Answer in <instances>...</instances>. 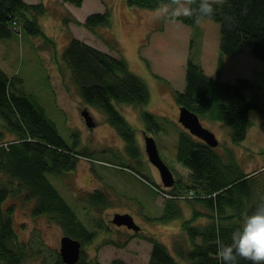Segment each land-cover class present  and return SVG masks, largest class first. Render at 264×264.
<instances>
[{
    "label": "trees",
    "instance_id": "16d2710c",
    "mask_svg": "<svg viewBox=\"0 0 264 264\" xmlns=\"http://www.w3.org/2000/svg\"><path fill=\"white\" fill-rule=\"evenodd\" d=\"M63 1L80 7L85 0ZM161 2L127 0L131 7L146 9H156ZM47 10L43 2L29 4L25 0H0V39L11 37L14 29L20 27L28 35L54 44L38 21ZM70 19L65 18V23ZM180 19L189 26H196L193 19ZM210 19L220 25L219 67L226 56L240 54L247 47L264 63V0H226L222 5H214ZM82 24L94 32L101 26L110 27L111 16L108 11L93 13ZM107 44L116 55L72 36L61 54V62L69 71L82 101L102 112L124 140L125 150L131 158L127 163H138L145 170L147 162L134 129L118 105L138 108L150 133H167V130L155 114L143 109L151 99L146 81L133 72L116 42L111 39ZM193 47L194 40H191L185 86L181 91H174L175 102L179 108L186 107L200 118L225 123L232 143L241 144L252 125L251 112L261 116L264 127V88L245 77L224 82L207 75L201 63L194 59ZM0 122V139L9 136V140L0 142V264H26L34 258L40 259L36 264H65L58 250L44 246L40 233L35 238L32 234L28 241L19 239L14 228L15 207L18 200L32 202L30 213L33 217L45 216L48 221L59 224L64 235L78 239L83 245L93 242L99 229L109 232L111 229L102 217L98 219L97 227L89 228L49 178V175L75 171L81 158H89L88 151L79 149L81 143L77 138L70 145L38 97L26 91L23 78L17 74L11 77L1 67ZM178 125L175 124L177 132L173 134L176 136V154L177 160L189 172L187 181L179 180L167 190L134 165H119L124 171L122 175L150 189L155 199L159 196L165 199L162 207L158 205L160 213L144 215L147 222L166 223L181 218V202L191 213V218L181 223V232L171 246L155 235L146 236L152 246L147 264H220L218 242L231 243L232 232L264 197V167L247 172L232 147L225 146L220 152ZM3 133L8 135L3 136ZM10 198L12 202L5 205ZM79 200L86 207L99 211L114 203L101 189L80 195ZM114 244L120 248L124 245L111 240L105 243ZM76 264H91L86 251ZM237 264L251 262L238 258Z\"/></svg>",
    "mask_w": 264,
    "mask_h": 264
},
{
    "label": "rangeland",
    "instance_id": "374dc122",
    "mask_svg": "<svg viewBox=\"0 0 264 264\" xmlns=\"http://www.w3.org/2000/svg\"><path fill=\"white\" fill-rule=\"evenodd\" d=\"M25 1L29 4L43 2L48 7L38 21L55 43L47 44L40 37L28 35L20 27L15 28L11 37L0 39V67L11 77L15 74L22 77L26 91L38 97L63 138L70 145L77 138L81 143L79 149L85 148L89 155V158L79 160L75 171L59 176L49 175V178L89 228L97 227L98 219L102 217L111 229L109 232L99 229L93 242L82 244L91 264H115L118 261L122 264H147L152 246L146 236L155 235L161 242L171 246L175 236L181 232V223L190 219L191 213L186 204L181 202V218L166 223L147 222L144 215L160 213L158 205L162 207L165 199L161 196L155 199L150 189L122 175L124 171L119 169V165H134L151 181L155 180L157 185L167 190H171L179 180L187 181L189 172L177 160L176 154V136L173 135L177 132L175 124H179V128L184 127L178 120L180 108L173 93L181 91L185 86L191 40H194V59L201 63L207 75L218 77L224 82H234L245 77L264 88V63L247 47L240 54L226 56L222 67H219L220 25L210 18L196 26H189L181 19L176 23H166L155 18V9L131 7L127 0H85L80 7L63 0ZM105 11L111 16L110 27L101 26L92 32L81 25L90 14ZM67 17L71 19L66 24L64 19ZM72 36L116 55L107 44L112 39L133 72L148 84L151 99L143 109L155 114L167 133H150L138 108L118 105L134 129L140 151L147 162L145 170L138 163H127L131 158L125 150L124 140L102 112L82 101L69 71L63 67L61 54ZM84 108L91 112L96 123L94 128L86 125L81 114ZM200 120L217 136L219 145L216 150L222 152L225 146L232 147L247 172L264 167V127L257 112H251V128L246 139L238 145L232 143L225 123L203 117ZM146 135L155 138L161 157L174 173V186L165 187L158 169L149 161L145 151ZM8 137L0 139V142L9 140ZM152 174L154 178H151ZM95 189L109 194L114 202L112 207L99 211L86 207L79 200L80 195ZM12 200L10 198L5 205ZM31 206L32 202L23 203L18 200L16 203L14 228L19 239L28 241L32 234L35 238L40 233L44 246L59 252L64 231L59 224L48 221L45 216L33 217ZM116 213L131 214L141 230L135 232L126 226L113 224L112 219ZM109 240L124 245L122 248L115 244L105 245ZM39 260L34 258L26 264H36Z\"/></svg>",
    "mask_w": 264,
    "mask_h": 264
},
{
    "label": "clouds",
    "instance_id": "9594fccd",
    "mask_svg": "<svg viewBox=\"0 0 264 264\" xmlns=\"http://www.w3.org/2000/svg\"><path fill=\"white\" fill-rule=\"evenodd\" d=\"M226 0H162L154 10L155 18L176 23L181 17L194 20L196 25L211 18L214 5ZM197 5L196 7H193ZM251 264H264V197L255 210L243 217L241 225L231 234V243L217 244V259L220 264H237V259Z\"/></svg>",
    "mask_w": 264,
    "mask_h": 264
},
{
    "label": "water",
    "instance_id": "95a60500",
    "mask_svg": "<svg viewBox=\"0 0 264 264\" xmlns=\"http://www.w3.org/2000/svg\"><path fill=\"white\" fill-rule=\"evenodd\" d=\"M81 114L89 128H94L96 123L88 108H84ZM179 122L193 136L205 142L209 147L216 148L219 140L215 133L205 127L200 117L186 107H180ZM145 151L149 161L155 166L160 174L161 181L165 187H172L175 184V176L171 168L166 164L160 155L157 142L152 136H145ZM112 223L117 226H126L135 232H139L141 227L135 222L134 217L129 213H116ZM83 251L82 242L68 235H63L59 253L65 264H76Z\"/></svg>",
    "mask_w": 264,
    "mask_h": 264
},
{
    "label": "crops",
    "instance_id": "0c3cea01",
    "mask_svg": "<svg viewBox=\"0 0 264 264\" xmlns=\"http://www.w3.org/2000/svg\"><path fill=\"white\" fill-rule=\"evenodd\" d=\"M27 2V1H26ZM150 254V253H149ZM149 258V257H148Z\"/></svg>",
    "mask_w": 264,
    "mask_h": 264
},
{
    "label": "bare ground",
    "instance_id": "6f19581e",
    "mask_svg": "<svg viewBox=\"0 0 264 264\" xmlns=\"http://www.w3.org/2000/svg\"><path fill=\"white\" fill-rule=\"evenodd\" d=\"M188 60V59H187Z\"/></svg>",
    "mask_w": 264,
    "mask_h": 264
},
{
    "label": "flooded vegetation",
    "instance_id": "af4514ba",
    "mask_svg": "<svg viewBox=\"0 0 264 264\" xmlns=\"http://www.w3.org/2000/svg\"><path fill=\"white\" fill-rule=\"evenodd\" d=\"M83 252V251H82Z\"/></svg>",
    "mask_w": 264,
    "mask_h": 264
}]
</instances>
